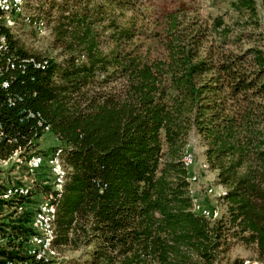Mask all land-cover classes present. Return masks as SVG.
Returning <instances> with one entry per match:
<instances>
[{
  "label": "trees",
  "instance_id": "obj_1",
  "mask_svg": "<svg viewBox=\"0 0 264 264\" xmlns=\"http://www.w3.org/2000/svg\"><path fill=\"white\" fill-rule=\"evenodd\" d=\"M34 1L23 24L43 23L46 50L0 23V161L60 150L65 174L57 190L43 163L7 202L0 264H42L26 254L41 195L58 264H220L235 244L264 260V0ZM191 135L223 190L215 219L188 193Z\"/></svg>",
  "mask_w": 264,
  "mask_h": 264
},
{
  "label": "rangeland",
  "instance_id": "obj_2",
  "mask_svg": "<svg viewBox=\"0 0 264 264\" xmlns=\"http://www.w3.org/2000/svg\"><path fill=\"white\" fill-rule=\"evenodd\" d=\"M197 1H200L202 12H212L213 14L216 13V10L209 8L207 6V3H205L203 0H197ZM33 3H35L34 0L28 1L27 4L28 10L25 8V16H19L18 18L12 19V22H10V28L14 29V33L18 34L21 40H23L29 48H32L34 50L44 51L46 50V48H48L50 42L49 31L44 30V27L43 28L36 27V23H34L33 25L35 27V30L32 29L30 26L23 24V23L29 24L30 20L27 17V15L29 16V14L35 12V10L32 7ZM262 14L263 12H261V15ZM190 139L191 140H188L187 143L191 145V148L194 152L195 167L189 168L188 172L189 173L192 172V174L197 175L198 178L197 183L193 182L191 184V187L193 189L194 204L197 205L199 210H202L203 200H204V202L207 203V215L210 216L209 214L210 211H216V215L214 217H211L212 219H215L220 215V210L216 205L215 197L218 196L223 190L220 186L216 184L214 172L209 170L207 165L206 167L204 166L205 162H203V158L201 156L203 150L201 140L196 135H191ZM55 144H56V140L51 135H47L45 138L40 140V147L44 149L51 147ZM56 152L57 150L53 152V154H51L49 160H51V158L54 155H56ZM14 161L15 159H11L8 162L0 161V178L2 176L3 178H5L6 181H11V188L15 187L18 183L23 184V179L19 178V177L22 178L23 176L21 174V171L14 166ZM64 174H65V168H64ZM50 178H51V184H54V186L56 187L54 183V177H50ZM16 179H20V181L17 182ZM62 180L64 181V176ZM206 188L208 190L205 193ZM196 190L199 196H196ZM61 254L69 258L77 255L76 253H70L67 251L61 252ZM57 257L58 260L60 261L59 253ZM253 258L257 259L249 248H246L241 244H235L232 246V248L227 254L228 263L226 261H223L220 264H230L234 260L253 259Z\"/></svg>",
  "mask_w": 264,
  "mask_h": 264
},
{
  "label": "built area",
  "instance_id": "obj_3",
  "mask_svg": "<svg viewBox=\"0 0 264 264\" xmlns=\"http://www.w3.org/2000/svg\"><path fill=\"white\" fill-rule=\"evenodd\" d=\"M16 0H0V23L4 26H9L10 28V22H12L13 19V11L15 9ZM2 39L4 37H0V46H2ZM11 159H15L14 163H17L16 168L18 169L19 165H23L25 168V171L28 175L23 176L20 179H23V187L21 189H12L11 188V181H6L5 178L1 176L0 178V218L5 216L8 212L12 210V208H9L7 206V202L11 200H15V196H24L28 197L31 193L32 187H33V179L28 177L32 176L36 170H38L43 163L47 165V171L50 175V177H55L57 180V184L59 181V175L58 171H53L49 169V156L47 158H44L42 156V161H35V154L27 157L26 159H19L17 155L12 156L11 158L1 161V162H8ZM191 167H195V164L193 163V160H191ZM4 179V180H3ZM195 183L198 182V180L194 181ZM208 189L206 188L205 193ZM196 196H199L196 190ZM50 195H41L39 198V201L36 204L34 212L39 211V208H51L53 206V203H51ZM13 209L16 210V213H21L23 211V204H15L13 206ZM196 211H203L204 217L207 218V203L203 200V208L202 210H195ZM33 216L34 213L30 219L29 222V229L32 232V235L29 237V240L27 241V247H26V254L28 256H31L35 261H39L42 264H57L59 263V260H49L48 259V249H41V240H51V235H43L42 230H34L33 229ZM43 222H51L46 221V215H44ZM6 238L3 236L2 233H0V246H2L5 243ZM11 264V263H7ZM241 264H250V262H247L246 260L242 259Z\"/></svg>",
  "mask_w": 264,
  "mask_h": 264
},
{
  "label": "bare ground",
  "instance_id": "obj_4",
  "mask_svg": "<svg viewBox=\"0 0 264 264\" xmlns=\"http://www.w3.org/2000/svg\"><path fill=\"white\" fill-rule=\"evenodd\" d=\"M25 5H26V0H16L15 9L13 11V19L18 18L19 16H25ZM36 27L43 28L44 25L42 22H38ZM2 43H4V39H2ZM59 152L60 150H57L56 155H54L49 161V169L53 171H58V175L60 177L58 184H57V180L54 177V183L56 185L55 188L57 190H59L60 184H62L63 182L62 178L64 176V166H63L64 164L62 158L60 157ZM191 160H193L194 163L195 156L191 148V145L187 143L181 158V163L183 167L189 170V168H191ZM35 161H42V157L39 155H35ZM206 165L207 164L205 163L204 166L206 167ZM196 180H198L197 175L192 174V172L190 173L188 172V181L190 182L188 193L190 195H193V189L191 187V184ZM22 187L23 184L16 185L15 187H12V189H21ZM194 209L199 210L197 205L195 204H194ZM44 215H46V221H51V222H43ZM210 215L214 217L216 215V211H212ZM54 216H55L54 205L51 208V212H50V208H39V211L35 212L33 216V229L42 230L43 235H51V240H41V249H48L49 260H58L57 257L58 252L52 243L54 239V226H53ZM244 260L250 262V264H264V261L259 259L253 258V259H244Z\"/></svg>",
  "mask_w": 264,
  "mask_h": 264
},
{
  "label": "crops",
  "instance_id": "obj_5",
  "mask_svg": "<svg viewBox=\"0 0 264 264\" xmlns=\"http://www.w3.org/2000/svg\"><path fill=\"white\" fill-rule=\"evenodd\" d=\"M201 156H202V158H203V160H204V156L201 154ZM204 162V161H203ZM214 176H215V173H214Z\"/></svg>",
  "mask_w": 264,
  "mask_h": 264
}]
</instances>
